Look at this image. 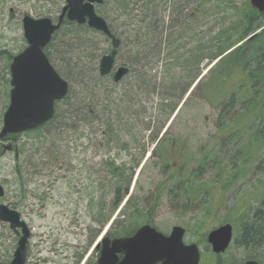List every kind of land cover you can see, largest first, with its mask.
I'll return each mask as SVG.
<instances>
[{"label": "rangeland", "instance_id": "obj_1", "mask_svg": "<svg viewBox=\"0 0 264 264\" xmlns=\"http://www.w3.org/2000/svg\"><path fill=\"white\" fill-rule=\"evenodd\" d=\"M109 2L104 0L97 10L118 35L125 29V20L119 18ZM173 2L174 8L170 6L166 12L168 26H172V21L181 20L183 7L190 20H204L201 25L204 31L213 25L215 18L235 14L230 7L224 8L223 0ZM229 2L237 6L248 4V0H227L226 5ZM63 5L64 0H0V130L9 103V61L26 47L22 18H47L55 22ZM188 38L189 43L195 44L191 39L197 37L191 31ZM98 48L102 55L106 54L110 41H102ZM191 48H186L181 56H189ZM163 53L157 72H152L162 89L169 86V76L173 72L178 73V78L185 77V82L199 73L193 90L185 94L166 121L167 111L163 107L166 102L157 95L145 99L144 93V97H138L134 117L123 118L120 125L111 123L110 137L102 134L97 119L82 122L77 137L70 132L68 148H53L46 129L19 136L15 145L22 149L21 163L31 151L34 154L35 176L32 179L17 174L13 154L0 156V185L5 192L0 204L16 208L31 232L26 264H96L93 248L101 236L107 232L116 233V236L131 235L144 224H151L165 236L173 227H182L186 232L185 244L201 245L196 242L201 232L227 222L233 226L234 235V242L224 256L229 264L260 256V247L249 252L240 245L238 238L241 225L250 213L262 211L263 216L258 219L264 223V208L252 200L264 192V118L251 113L254 106L264 100L258 95L249 108L237 103L229 105L231 94L238 92L236 82L231 80L224 86L216 85L219 70L213 74L215 61L185 65L182 60L173 61L178 58L180 48L172 52L165 49ZM50 55L53 57L51 64L58 69L60 66L51 52ZM140 69L139 72H143ZM111 83L102 85L108 93L113 91V97L120 94L125 102L133 98L132 89L137 84L132 74L114 88ZM168 98L174 99L173 94ZM247 113L250 120L243 122ZM162 123L165 124L160 130ZM115 128L121 132L112 133ZM221 129L225 131L222 134ZM148 130L151 136L156 135L157 141L160 139V145L156 146L160 150L153 157L151 152L157 141L150 142ZM255 131L259 135L254 141ZM167 148L172 149L164 166L160 157ZM107 163L122 169L124 179L130 178L128 188L121 190L125 196L111 216L113 184L117 180L107 172ZM22 187L27 194L22 193ZM207 189L210 194L204 197ZM20 201L28 207L17 208ZM238 218H241L240 223ZM16 242L8 225L0 222L1 262L11 261ZM199 250L206 255L204 245Z\"/></svg>", "mask_w": 264, "mask_h": 264}, {"label": "trees", "instance_id": "obj_2", "mask_svg": "<svg viewBox=\"0 0 264 264\" xmlns=\"http://www.w3.org/2000/svg\"><path fill=\"white\" fill-rule=\"evenodd\" d=\"M173 1L110 0L109 2L114 5V10L118 12L119 18L123 17L125 20V22L123 21L125 29L122 33L116 35L110 26L109 29L111 34L120 41L116 63L128 68L130 70L129 75L134 76L137 84V86H133V95H131L133 98L128 102H125L120 94L113 97L111 94L113 91L108 93L107 88L102 83H111L110 78H100L97 73L98 60L103 53L98 48V44L107 41L106 38L85 26L78 27L75 24L66 22L53 36L45 54L50 63H53L50 52L53 54L56 63L60 66L58 69L54 68L70 86L65 100L56 105L53 120L37 131L39 133L43 129L47 130L50 138L49 143L53 148H68L67 138L69 133L71 132L77 137L81 123L91 119H97L100 122V128L103 130L102 134L112 136L109 135L112 127L111 123L114 122L115 125H120L123 118L130 117L131 119L134 117V114L137 113H134L133 109L138 104V97H144L142 96L144 93H146L145 99L157 95L161 97L160 99H163V102H166L168 108H166V104L163 106L167 111L164 115L166 121L174 113L199 73L191 78L189 77L190 79L185 82V77L178 78V73L172 71L173 73L171 72L172 74L168 80L169 86L162 89L158 77L153 76L152 72H157L155 71L158 67L157 64L160 62L165 49L172 52L174 49L180 48L178 58H173V61L182 60L185 65L193 63L196 66V62L205 60L212 62L227 53L215 65L216 69L213 74L219 70L216 74V85L224 86L227 81L231 80L236 82L235 89L238 92L235 95L231 94L229 105L237 103L241 107L249 108L253 104V98L258 95L264 100V90L261 88L264 62L260 56L264 31L254 36L253 39L244 41L264 27V14H258L247 3L237 6L229 2L230 4L226 5L227 0H223L224 8L229 9L230 7V10H235V14H230L231 17L226 16L222 19L215 18L213 25L207 31H204L201 26L204 24V20L201 18L190 20L189 13H185L187 9L184 7L181 8V20L172 21V26L171 24L168 26L165 24L166 12L170 6L174 8L175 2ZM96 13L99 15L98 10ZM229 19L232 20V23L229 22ZM226 24L227 27H224ZM175 29L179 31L176 32ZM190 31L194 37H197V39H191L195 41V44L189 43L188 33ZM166 34L168 38H164ZM240 43L241 45L236 47ZM190 45L195 47L193 48ZM186 48L192 49L188 52L189 56H185V54L181 56ZM121 55L123 56L121 57ZM140 68L143 69V72H139ZM112 86L114 88L116 85L111 83ZM73 88H75L74 91L71 90ZM160 91L164 93L159 94ZM171 94H173L174 99L170 98V100L168 96ZM254 107L251 112L253 113L252 116L264 118V101ZM244 117L243 122L250 120L248 113ZM164 124L160 125V130ZM115 132L121 131L115 128L112 133ZM148 132L150 135L151 131L148 130ZM219 132L222 134L225 131L221 129ZM258 135L259 132L255 131L252 139L255 141ZM156 141V135H150V142ZM158 145H160V142ZM171 149L167 148L165 152H162L163 155L160 157V161L164 166L169 160ZM159 150L160 148H154L151 156H155ZM144 153L145 150H143V155ZM106 166L108 167L107 172L111 173V177L115 181L117 180L113 184L111 216L117 210L123 196H125V192L121 190L128 188L130 178L124 179L122 169L113 166L112 163H107ZM118 178H121L119 182ZM209 191L207 189L204 194L202 193L204 197L210 194ZM252 200L254 203L261 205V208H264V192L254 196ZM260 216H263V214L259 210L253 215L250 213L241 225L238 242L248 251L260 247L263 241L264 223L258 219ZM239 220L241 222V218H238ZM108 235L111 238L118 237L116 233H109Z\"/></svg>", "mask_w": 264, "mask_h": 264}, {"label": "water", "instance_id": "obj_3", "mask_svg": "<svg viewBox=\"0 0 264 264\" xmlns=\"http://www.w3.org/2000/svg\"><path fill=\"white\" fill-rule=\"evenodd\" d=\"M65 5L53 24L49 19L22 20L23 37L27 48L16 56L9 68V105L2 118L0 139L8 135H18L36 131L49 123L55 114V104L63 101L68 94V83L50 65L44 49L52 36L67 21L77 26H87L111 40V51L98 62V75L113 74L112 81L118 84L128 74L125 67L115 68L119 40L112 37L106 22L95 12V6L103 0H64ZM250 6L258 13H264V0H250ZM264 60V53L262 54ZM264 86V76H263ZM2 188L0 187V198ZM0 221L8 223L10 230L21 236L13 259L9 264H25L29 231L20 221L19 215L0 205ZM184 231L172 229L168 237L156 232L150 226L139 228L131 237L109 240L104 238L97 264H198L199 256L194 245L184 246ZM231 239V227L226 225L208 235V244L215 254L225 251ZM246 264H256L247 262Z\"/></svg>", "mask_w": 264, "mask_h": 264}, {"label": "flooded vegetation", "instance_id": "obj_4", "mask_svg": "<svg viewBox=\"0 0 264 264\" xmlns=\"http://www.w3.org/2000/svg\"><path fill=\"white\" fill-rule=\"evenodd\" d=\"M1 55L2 54L0 53V56ZM13 58H11V60L9 61V66H10ZM9 66H8V68H9ZM27 134H32V133H27ZM19 136H21V135L7 136V137H5L3 139H0V156H4L6 154H13L14 161H16L17 174L20 175V176L24 174L27 178L29 177L30 179H32L33 176H35V166H34V163H33L34 154L31 151L30 155L26 156V159L23 162L24 165L21 163V159H22L21 150L22 149L21 148H17L16 145H15V142L18 139ZM4 143H6L7 145H4ZM29 167H31V170H29ZM2 189H3V187H2ZM22 191H23L22 192L23 194H24V191H25V194H27L26 188L24 189V187H22ZM4 194H5V192H4V189H3L2 196H1L0 199H3L5 197ZM0 205H3L5 207H7L8 210H10V211L16 212L19 215V217H20V214L16 211V208H10V207H8L5 204H0ZM27 207H28V204L23 203V201H20V204L17 205V208H27ZM225 225H230L233 228V226L230 223H227V222L222 223L221 222L220 224H217V226H214V227L211 226L208 230L204 231L205 233L201 232L200 236H197L198 239L196 240V242H201V245H197V244H195L193 242L190 243V244H195L198 248L200 246H202V245L205 246V252H206L205 256H203L201 251H199V253H200L199 264H229V262L224 258V256H226L225 254L228 252V250L231 247V244L234 242L233 229H232V241L229 244V246L227 247V250L223 253V255H214V253L211 252L212 248L208 244V241H207V238H208V235H209L210 232L214 231L215 229H218L219 227L220 228L224 227ZM195 233L199 235V232L197 230L195 231ZM15 237L17 239V236H15ZM260 248L261 249H260V256L259 257L246 259L244 261H240L239 263H235V264H245L247 262H254V263L256 262L257 264H264V231H263V241L260 244ZM96 254H98V251H96ZM2 263H7V262H2Z\"/></svg>", "mask_w": 264, "mask_h": 264}]
</instances>
